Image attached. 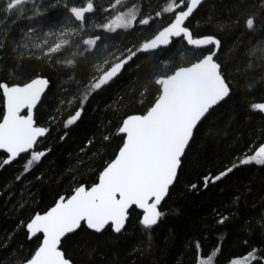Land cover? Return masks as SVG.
<instances>
[{
  "label": "snow or ice",
  "instance_id": "obj_1",
  "mask_svg": "<svg viewBox=\"0 0 264 264\" xmlns=\"http://www.w3.org/2000/svg\"><path fill=\"white\" fill-rule=\"evenodd\" d=\"M206 5L210 13L215 11L213 0H163L153 15L148 11L152 0H107V4L103 0H0V59L10 54L0 66V72H7L0 79V169L22 159L17 181L52 152L41 145L56 121V116H50L49 126L38 122L36 112L47 99L50 77L29 68L28 62L55 68L75 85L74 91L62 89L64 98L56 109L69 113L63 121L65 129L81 119L90 98L133 65L141 85L135 101L140 110L124 112L115 132L103 136V150L95 147L94 140L87 142L99 160L98 169H92L95 178L79 180L69 169L73 187L67 194L20 222L35 247L27 257L16 258L15 264H75L65 248L74 235L85 230L123 235L133 214L151 248L152 232L167 215L162 206L179 183L200 129L238 92L264 89V0H230L228 11L234 16L226 20L208 15L204 20V26L214 24L215 32L198 31L201 23L196 17ZM153 24L158 27L152 34L143 35ZM241 26L243 38L237 37L231 45L221 39L219 33ZM125 34H135L139 43L123 47L108 43ZM177 46L178 55L163 58L162 53ZM222 55L229 59L221 60ZM249 107L264 114V102ZM207 135H213L211 128ZM65 136L67 132L59 139ZM113 136L118 143L108 155ZM81 152L88 155L85 148ZM249 153L218 173L205 175L203 187L222 182L241 166L264 167V138ZM198 188L192 184L189 190ZM240 199L236 197L237 202ZM229 219L218 214L216 223L223 225ZM258 224L264 228V213ZM196 248L200 249L199 242ZM219 252L217 248L198 257V264H216ZM229 264H264V250L252 248Z\"/></svg>",
  "mask_w": 264,
  "mask_h": 264
},
{
  "label": "trees",
  "instance_id": "obj_2",
  "mask_svg": "<svg viewBox=\"0 0 264 264\" xmlns=\"http://www.w3.org/2000/svg\"><path fill=\"white\" fill-rule=\"evenodd\" d=\"M103 2L107 4V0ZM162 3L163 0H152L153 6L148 11L154 15ZM213 3L216 5L214 12L210 13L206 5L196 17L201 23L198 31H216L214 24L204 26L208 15L226 20L235 15L228 11L230 0H223V3L213 0ZM157 27V24L151 25L143 35H151ZM241 31L242 26L240 30L219 35L231 45L233 40L241 37ZM108 43L123 47L124 44H138L139 40L135 34H125L110 39ZM178 48L162 53L163 58L178 55ZM9 55L4 54L0 66L9 60ZM228 59L221 56V60ZM235 59L233 56V64ZM141 63L142 68L145 67L144 62ZM28 66L38 68L50 77L47 99L43 100V106H38L36 115L43 126H49V117L56 116V121L51 123L50 137L41 145V148L51 147L52 152L21 181H17L16 176L22 170V159L0 169V245H4L0 247V264H15L16 258L27 257L35 247V240L27 239L20 222H27L36 211H43L59 195L67 194L73 187L69 169H73L79 180L95 178L92 169H98L99 160L86 147L88 140H94L95 147L103 150V136L115 132L124 112L140 110L135 101L139 99L141 85L137 83L133 65L105 90L90 98L81 119L65 129L63 121L69 113L67 110L58 113L56 109L59 100L64 98L62 89L74 91L75 85L55 68L45 67L34 60L28 62ZM6 77V71L0 72V79ZM253 102H264V89L238 92L200 129L189 160L180 173L179 183L162 206L167 215L154 228L150 249L147 247L148 236L139 227L137 215L133 214L123 235L111 232L94 234L90 230L74 235L65 248L75 264H198V257L211 255L217 248L220 252L216 254V264H229L230 259L241 257L252 248L264 250V228L258 224L261 213H264V167L241 166L222 182L210 184L207 188L202 183L205 175L230 166L264 138V115L250 110L249 105ZM2 107L0 99V109ZM210 128L211 136L207 135ZM65 132L67 136L60 140ZM117 143L118 139L113 136L108 155ZM81 148H85L88 155L82 153ZM81 159L83 164L79 163ZM192 184H197L198 190H189ZM237 196L241 197L239 202ZM218 214L229 215L230 219L223 225L217 224ZM197 242L200 249L196 248ZM138 250H142V254Z\"/></svg>",
  "mask_w": 264,
  "mask_h": 264
},
{
  "label": "water",
  "instance_id": "obj_3",
  "mask_svg": "<svg viewBox=\"0 0 264 264\" xmlns=\"http://www.w3.org/2000/svg\"><path fill=\"white\" fill-rule=\"evenodd\" d=\"M50 87V86H49ZM47 93V92H46ZM39 106V105H38ZM264 115V114H263ZM14 163V162H13ZM9 166V165H8ZM137 211H139V210H137Z\"/></svg>",
  "mask_w": 264,
  "mask_h": 264
}]
</instances>
